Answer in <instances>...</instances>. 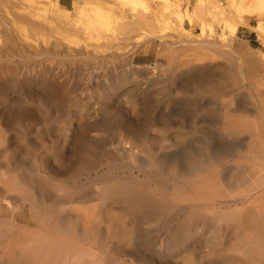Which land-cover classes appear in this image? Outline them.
<instances>
[{"label":"rangeland","instance_id":"rangeland-1","mask_svg":"<svg viewBox=\"0 0 264 264\" xmlns=\"http://www.w3.org/2000/svg\"><path fill=\"white\" fill-rule=\"evenodd\" d=\"M172 2L170 13L162 0H0V171L39 172L41 186L59 183L87 194L64 211L111 207L114 222L131 232L135 255L218 264L220 252L211 254L194 238L179 253L155 251L161 225L140 220L122 197L101 198L107 177L141 179L153 169L148 159L181 157L204 141L214 150L245 143V134L219 129L222 105L211 92L181 90L190 79L232 78L237 83L223 96H233L239 113L264 119V0ZM87 145L95 164L84 169L80 148ZM216 166L220 177L231 173L233 156Z\"/></svg>","mask_w":264,"mask_h":264},{"label":"bare ground","instance_id":"bare-ground-1","mask_svg":"<svg viewBox=\"0 0 264 264\" xmlns=\"http://www.w3.org/2000/svg\"><path fill=\"white\" fill-rule=\"evenodd\" d=\"M162 1L166 11L172 13L176 10L172 0ZM239 22L230 26L232 33ZM225 49L221 52L225 53ZM216 51L214 53L217 54ZM253 70L256 71L254 67ZM259 70V76L264 79V65ZM230 80L232 78L227 81L210 75L203 79H190L191 82L184 81L187 84L180 85L181 90L194 92L197 96L211 92L214 100L222 105V109L218 108L219 129L227 136L245 134L247 140L243 145L231 146L232 150H214L204 141L196 148H185L187 150L181 157L171 158L170 155V158L148 159L144 162L153 169L141 179L133 177V174L127 178L105 177L101 198L106 201L122 197L141 216L140 220L146 221L149 216L157 224H152V227L161 225L164 231H160L161 238L157 242L154 240L158 230H155L157 234L154 232L157 235L155 239L145 230L148 238L154 239L156 248H153L159 253H179L180 248L194 238L211 254L220 252L221 259L216 260L218 264H264V119L258 122L249 114L239 113L238 106L232 107L233 96H223L228 87H234L235 80ZM255 83L258 87L257 81ZM260 95L264 98V89ZM261 101L259 105H264ZM80 149L81 166L85 169L95 164V151L89 154L93 150H89V145ZM228 156H233L234 170L221 173L220 177L216 165L223 163ZM7 172L0 171V264H174L170 258L135 255V240L123 226L124 222L122 227L114 222L113 213L109 214L111 207H105L106 210L95 206L77 207L64 211L65 204L81 202L87 197L79 189H69L59 183L52 188L41 186L42 175L35 171ZM183 201L188 202L178 205ZM102 222L104 227L100 226ZM114 237L116 241L112 239ZM191 258L193 256L189 261Z\"/></svg>","mask_w":264,"mask_h":264}]
</instances>
